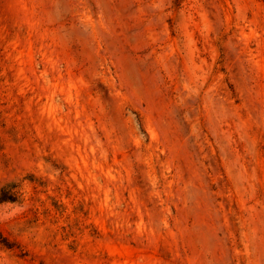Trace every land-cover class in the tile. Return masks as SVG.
<instances>
[{"label":"rangeland","instance_id":"obj_1","mask_svg":"<svg viewBox=\"0 0 264 264\" xmlns=\"http://www.w3.org/2000/svg\"><path fill=\"white\" fill-rule=\"evenodd\" d=\"M9 181L0 264H264V0H0Z\"/></svg>","mask_w":264,"mask_h":264},{"label":"trees","instance_id":"obj_2","mask_svg":"<svg viewBox=\"0 0 264 264\" xmlns=\"http://www.w3.org/2000/svg\"><path fill=\"white\" fill-rule=\"evenodd\" d=\"M22 192L17 181H9L0 186V204L21 201ZM1 243L7 248H15L16 243L8 241L1 235Z\"/></svg>","mask_w":264,"mask_h":264}]
</instances>
